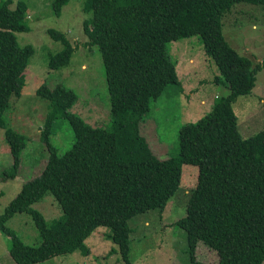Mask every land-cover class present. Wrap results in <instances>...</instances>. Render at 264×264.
<instances>
[{"label":"trees","instance_id":"16d2710c","mask_svg":"<svg viewBox=\"0 0 264 264\" xmlns=\"http://www.w3.org/2000/svg\"><path fill=\"white\" fill-rule=\"evenodd\" d=\"M68 0H51L59 15ZM237 2L264 5V0H85L83 33L97 46L105 71L109 119L92 126L71 110L77 94L60 85L42 84L35 94L48 102L40 139L47 156L40 173L21 188L0 215V231L8 237L15 264H37L80 251L98 227L109 238L123 264H132V229L128 221L150 210L159 216L179 187L182 165L197 166V182L186 203L185 216L175 225L185 231L190 264L203 244L216 264H264V129L242 137L231 103L252 91L259 64L238 56L225 42L223 18ZM24 1L0 4V128L11 96H19L32 47H20L15 33L27 32ZM60 51L49 58L50 70L67 65L74 48L63 34L46 30ZM199 37L217 68L213 82L227 94L215 97L203 116L178 130L176 154L159 158L141 132L151 102L169 85L180 86L167 51L172 41ZM57 120H65L75 140L59 153L48 141ZM12 155L10 176L20 164L26 137L6 129ZM49 193L62 215L47 225L31 205ZM17 213L30 216L39 235L37 245L24 244L5 223ZM168 225V224H166Z\"/></svg>","mask_w":264,"mask_h":264},{"label":"rangeland","instance_id":"374dc122","mask_svg":"<svg viewBox=\"0 0 264 264\" xmlns=\"http://www.w3.org/2000/svg\"><path fill=\"white\" fill-rule=\"evenodd\" d=\"M2 1L0 0V4ZM22 1L27 5L29 30L15 33V36L20 47H32V55L24 71L21 93L19 96H11L3 116L5 128H0V215L18 193L22 182L38 175L46 161L47 152L40 139V132L48 111V102L35 94L38 86L44 84L53 88L60 85L72 90L77 94V100L71 110L80 114L92 126L106 125L109 119L108 91L102 57L97 46L89 45L83 33V20L90 17V13L83 11L85 0H68L61 7L59 15L53 13L51 0ZM47 29L63 34L74 48L67 65L56 70L48 69L47 63L52 55L60 51L61 45L49 38ZM223 36L238 56L261 66L256 74L254 90L239 98L240 103L247 99L249 103L257 104L260 96L264 98V5L248 2L233 4L223 18ZM201 45L197 36L167 44V51L181 79V68L188 60V55L204 54ZM204 56L210 67L204 66L203 57H199L201 68L198 75L208 80L218 71L213 61L205 54ZM179 90L175 85L167 86L162 95L151 102L141 124L142 134L159 158L176 154L178 150V130L184 123L179 105ZM217 91H220L218 87ZM227 92L220 91L219 94L225 95ZM257 107L261 108L258 116L261 117V123L256 126L242 130L238 117V131L242 137L264 129V104ZM238 110L236 106V113ZM6 129L26 137L20 164L14 176L9 175L13 158L5 142ZM74 140V132L65 120H57L48 135V141L59 153L71 148ZM197 174L196 165L183 164L179 187L167 202L164 213L159 216L158 212L150 210L128 221L132 229L129 254L132 264H190L189 255L186 253L185 231L177 227L175 221L185 216L186 203L196 185ZM31 208L41 214L47 225L62 215L60 205L49 193L43 194ZM5 226L24 244L32 246L40 242L30 216L25 213L15 214ZM109 235V228L98 227L88 238L92 239L93 244L86 243L88 239L85 241L91 249L90 254L83 255L80 251H75L55 256L40 264H123L119 254H109L115 248ZM8 242L7 235L0 231V264H15L8 251ZM199 245L197 261L216 264L215 254L203 244Z\"/></svg>","mask_w":264,"mask_h":264},{"label":"crops","instance_id":"0c3cea01","mask_svg":"<svg viewBox=\"0 0 264 264\" xmlns=\"http://www.w3.org/2000/svg\"><path fill=\"white\" fill-rule=\"evenodd\" d=\"M243 50H245V48ZM204 54L200 53L201 56L196 53H194L193 55H188V60L183 63V67L181 68L182 69L181 73H183L182 79L180 76L177 75L178 81L180 83L179 86L180 90L178 93L179 95H181L179 105L181 109L182 120L184 122L195 121L201 118L205 112L210 110L215 97L220 95L219 94L220 91L227 90L226 87L223 86L222 84H216L213 82L214 77L218 75L217 72L213 74V77L211 75V77L208 80H206L203 77H199L198 72L200 71L201 68L199 57H203L204 66L206 65L210 67V63H208L207 62L208 60L204 58L205 57ZM206 57L209 59L208 56ZM261 62L262 60H260L259 63L261 64ZM203 72L205 74V69H203ZM176 73L178 72L176 71ZM217 87L219 88L220 91H217ZM254 88L255 85L252 91L254 90ZM242 97L244 96L238 95L231 103V108L236 119L237 128H238L237 121L239 117L240 119L239 126H242V130H246L249 127H253L256 126L258 123H261L260 121L261 117L260 118L258 117L259 114L261 113V108L257 106H259L260 104H264V98L260 96L258 99V103L253 104V103H249L247 99H245L244 101H242V103H240L239 98ZM236 106L239 109L238 113H236L235 111ZM94 239L96 240V238ZM91 240L92 239L90 240L88 239L86 243L93 244ZM196 255L198 256L197 251H196ZM40 263L41 262L37 264Z\"/></svg>","mask_w":264,"mask_h":264}]
</instances>
